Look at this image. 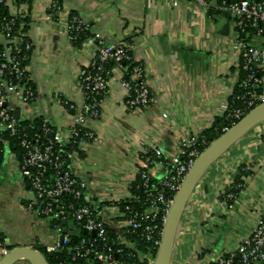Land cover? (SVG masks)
I'll return each mask as SVG.
<instances>
[{"label":"crops","instance_id":"0c3cea01","mask_svg":"<svg viewBox=\"0 0 264 264\" xmlns=\"http://www.w3.org/2000/svg\"><path fill=\"white\" fill-rule=\"evenodd\" d=\"M26 13L24 28L32 42L28 70L37 96L18 108L23 118L47 119L60 137H66L74 124L61 99L82 104L78 73L100 42H126L143 63L149 106L126 107L123 74L113 67L100 117L85 121L96 140L83 154H68L71 172L86 183V202L114 226L119 217L113 199L128 196L142 165L141 147H158L170 159L182 137L200 134L222 116L221 105L237 79L231 20L222 34L226 22L222 14L211 16L204 7L180 0H59L57 10L52 0H32ZM71 14L90 25L89 34L75 45L67 35ZM14 149L0 165V237L5 239L0 259L6 247L35 249L59 239L48 218L25 207L33 194L19 173ZM242 166L249 171L241 172ZM165 170L157 163L150 172L158 177ZM237 175L244 186L228 208L223 194ZM263 210L264 122L234 143L200 179L182 217L188 227L176 235L173 264H205L233 250Z\"/></svg>","mask_w":264,"mask_h":264},{"label":"built area","instance_id":"2783aa9c","mask_svg":"<svg viewBox=\"0 0 264 264\" xmlns=\"http://www.w3.org/2000/svg\"><path fill=\"white\" fill-rule=\"evenodd\" d=\"M180 1H190L204 7L206 11L220 14L228 11L230 15L231 44L238 55V64L234 90L221 105L222 116L229 122V126L221 128L223 133L264 101V0ZM31 2L0 0V165L7 155L14 154L10 141L13 139L14 147L18 148L19 173L33 194V199L25 207L37 216L53 220L52 226L59 233L55 243L41 248L48 253L63 250L72 253L70 261L64 264H73L80 259L90 261L85 264L94 261L100 264H153L174 197L196 158L210 143L199 142V134L186 135L180 139L177 153L170 159H166L158 147L142 146V165L133 181L136 182L138 176L136 192L130 190L126 198L113 199L116 200L114 203L119 220L111 226L100 216L97 207L86 202V183L71 172L69 153L65 147L77 145V149L83 153L87 145L96 140V133L85 125V121L100 117L101 103L108 94L113 67H118L123 74L120 84L125 90L126 107L133 110L149 106L152 99L143 63L133 56L132 46L126 42H100L86 67L88 70L81 69L78 73L83 92L82 104L77 106L61 99L74 120L66 137H60L47 119L23 118L21 114L15 117L14 111L19 109V104L30 105L37 96L28 70L32 42L24 28V19ZM52 8L59 9V0H52ZM88 31V22L70 15L67 31L70 41ZM124 61H130L132 65L124 66L121 64ZM111 62L114 63L112 68L108 67ZM162 117L166 118L167 113H162ZM201 146L203 149H199ZM78 150L73 153L77 154ZM157 163L164 165L166 170L162 176L154 177L150 169ZM249 169L248 166L240 167L241 172ZM234 178L229 187L235 191L224 198L228 208L232 207L244 186L243 177L240 178L242 183L235 185ZM128 200L139 208L127 206L126 213L121 211L118 204ZM200 218L205 220L206 217L201 214ZM68 219L90 236L81 237L76 244L68 246ZM187 227V221L182 223L181 220L177 233L181 231L184 234ZM63 229H66L64 233ZM110 229L115 232V236L110 235ZM137 239L143 243L144 249L139 248ZM4 242L2 237L0 246H4ZM35 249L40 250L39 247ZM10 250L4 248L3 255ZM15 264L27 263L21 261ZM170 264H173V260ZM205 264H264V210L233 250Z\"/></svg>","mask_w":264,"mask_h":264},{"label":"water","instance_id":"95a60500","mask_svg":"<svg viewBox=\"0 0 264 264\" xmlns=\"http://www.w3.org/2000/svg\"><path fill=\"white\" fill-rule=\"evenodd\" d=\"M221 14L226 18V22L220 29V33L226 34L229 26L230 15L228 11ZM20 110L14 111V116L19 117ZM264 122V101L248 111L239 121L233 124L229 129L214 139L196 158L192 168L186 175L179 191L174 197L170 211L163 228V234L160 247L156 253L153 264H170L174 249L176 235L188 203V200L196 186L207 169L222 154H224L234 143L241 139L249 130ZM66 229H63L64 233ZM85 234L86 231L84 230ZM92 235H95L92 232ZM62 236L60 237V239ZM27 264H49L44 254L32 247L16 246L0 259V264H15L17 262Z\"/></svg>","mask_w":264,"mask_h":264},{"label":"trees","instance_id":"16d2710c","mask_svg":"<svg viewBox=\"0 0 264 264\" xmlns=\"http://www.w3.org/2000/svg\"><path fill=\"white\" fill-rule=\"evenodd\" d=\"M207 12L211 16L214 15V14H217V12L212 11V10H208ZM88 34H89V31L86 34H82L80 38L75 39V40H73L71 42L74 45L75 44H79ZM121 64H123L124 66H128L129 65V67L132 65L130 61H124ZM109 66L112 68L114 66V63H112V62L109 63L108 67ZM83 70L87 71L88 69L85 67V68H83ZM224 126H229V122H227L224 119V117L221 116L220 118H218L213 123V125H211V127L204 129L198 135V141L199 142L204 141L208 145L214 139H216L217 137H219L222 134L221 128L224 127ZM10 141H11V148H12V147H14L15 141L13 139H11ZM65 149H66V151L68 153L73 152L74 150H78L77 149V145H74L73 147L72 146H68L67 148L65 147ZM199 149H203V147L201 146ZM14 150L18 152V148L17 147H15ZM79 154H83V153H80V151H79ZM240 178L241 177L239 175L235 176L233 184L235 185V184H238V183H242ZM138 180H139V178L137 176L136 182H138ZM136 182H133L131 184V187H130V190L133 193L136 192V189H135ZM234 191H235V189L230 188V187L228 189H226L225 193L223 194L224 198H225V196L227 194L234 193ZM118 206H119L120 210L125 212V213L127 211L126 210L127 206L134 207V208H139V206L137 204H135L134 202H132L130 200L125 201V202H121V203L118 204ZM51 224L52 225L54 224L53 220H51ZM66 225L68 226L67 233H68L69 239H70L69 243H68V246H72V245L76 244L81 237L90 236L87 233L84 234L83 233L84 230L79 228L74 222H71L69 219L66 222ZM109 232H110L111 236H115V232L112 229H110ZM1 238L2 237H0V240H1ZM136 241L139 244L138 245L139 248L144 249L143 243L139 239H137ZM40 251L44 254V257H45V259L47 260V262L49 264H64V263L70 261V258H71V255H72V253L67 252L66 250H63L62 252L48 253L45 250H43V248H40ZM88 262H90V261H86V260H83V259L81 260L80 259V260H77V261L73 262V264H85V263H88ZM92 264H100V263L94 261Z\"/></svg>","mask_w":264,"mask_h":264},{"label":"rangeland","instance_id":"374dc122","mask_svg":"<svg viewBox=\"0 0 264 264\" xmlns=\"http://www.w3.org/2000/svg\"><path fill=\"white\" fill-rule=\"evenodd\" d=\"M70 223V222H69Z\"/></svg>","mask_w":264,"mask_h":264}]
</instances>
